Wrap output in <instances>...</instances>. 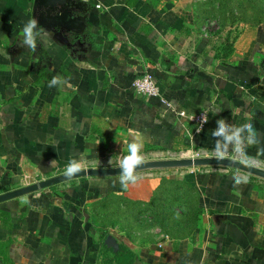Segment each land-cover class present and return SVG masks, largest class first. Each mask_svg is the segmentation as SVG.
I'll return each instance as SVG.
<instances>
[{"label":"crops","instance_id":"obj_1","mask_svg":"<svg viewBox=\"0 0 264 264\" xmlns=\"http://www.w3.org/2000/svg\"><path fill=\"white\" fill-rule=\"evenodd\" d=\"M82 1L76 30L36 27L28 47L34 0H0V194L74 161L264 162V24L208 31L203 0ZM147 72L161 96L134 90ZM179 108L208 110L206 128ZM183 168L138 171L127 186L122 175L74 178L0 202V264H264V178Z\"/></svg>","mask_w":264,"mask_h":264},{"label":"water","instance_id":"obj_2","mask_svg":"<svg viewBox=\"0 0 264 264\" xmlns=\"http://www.w3.org/2000/svg\"><path fill=\"white\" fill-rule=\"evenodd\" d=\"M82 5H84L82 0H34L33 16L37 22V27L44 26L48 29H54L58 34H60L63 30L70 31L77 29V26L80 23V14H78L77 10L81 9ZM126 165L127 169L131 173L157 168L222 166L234 168L242 172L264 178L263 167L224 155L151 159L129 163ZM122 166L123 165L115 167H85L81 168V171L78 174H74L72 177H66L65 172H63L16 189L3 192L0 194V202L16 198L27 193L35 192L40 189H45L74 178L123 175Z\"/></svg>","mask_w":264,"mask_h":264},{"label":"rangeland","instance_id":"obj_3","mask_svg":"<svg viewBox=\"0 0 264 264\" xmlns=\"http://www.w3.org/2000/svg\"><path fill=\"white\" fill-rule=\"evenodd\" d=\"M224 5H225V8H224L225 18L222 17L223 8L221 9V5L219 6L218 2L214 0L213 1L211 0L202 1L201 10H202L203 15H201V18L203 22H205L204 24L205 29H207L208 31L214 32V31L223 30L226 26H229L232 22H234V24L247 23L248 21L244 20L243 18L248 19L249 21H256V19L260 17V18H263L261 24H264V0H243V1L241 0H233V1L230 0L229 1L228 0L227 2L224 3ZM242 9H244L246 13L242 14L241 13ZM231 12H235V14L232 13V15H229V13ZM236 15H238V18L235 17ZM228 35L232 36L231 33H229ZM183 153L179 154L180 156L178 157H181V158L182 157H194V156L196 157V156L201 155L199 152H196V153L192 152V154L188 152L186 154H183ZM169 158H175V157L162 156V157L155 158V159H169ZM147 160H151V159H147ZM141 161H144V160H141ZM120 165H123V164H120ZM213 167H217V166H213ZM218 167H222V166H218ZM188 168H194V167H184L183 169H188ZM223 168H227V167H223ZM146 170L154 171V169H146ZM143 172H148V171H143Z\"/></svg>","mask_w":264,"mask_h":264},{"label":"built area","instance_id":"obj_4","mask_svg":"<svg viewBox=\"0 0 264 264\" xmlns=\"http://www.w3.org/2000/svg\"><path fill=\"white\" fill-rule=\"evenodd\" d=\"M98 7H102L101 4L97 5ZM134 90L141 96H161V87L157 82L155 76L151 73H143L138 75L133 82ZM179 116L188 119L195 126V131L201 132L203 131L208 124V110L202 109L198 111H190L187 108H179L177 110ZM200 156H214L216 154H207L204 152H200ZM195 157V156H194ZM231 157V156H229ZM236 158V157H233ZM245 162L254 164L256 166H260L264 168V162L258 159H243Z\"/></svg>","mask_w":264,"mask_h":264},{"label":"clouds","instance_id":"obj_5","mask_svg":"<svg viewBox=\"0 0 264 264\" xmlns=\"http://www.w3.org/2000/svg\"><path fill=\"white\" fill-rule=\"evenodd\" d=\"M37 27V22L35 20H30L26 26L23 29L24 35H25V39H24V44L25 46L28 47H35V43H34V39H33V29H35ZM57 78H53L51 81V85L53 86L55 84H57ZM133 151H135V146H132ZM56 162L50 161L49 164L50 165H54ZM81 171L80 165L78 162H72L69 164V166H67L66 170H65V176L66 177H72L74 174H78ZM122 171H123V175L121 177V182L127 186V183L131 182V183H135L136 182V177L127 169V165L126 163L122 166Z\"/></svg>","mask_w":264,"mask_h":264},{"label":"trees","instance_id":"obj_6","mask_svg":"<svg viewBox=\"0 0 264 264\" xmlns=\"http://www.w3.org/2000/svg\"><path fill=\"white\" fill-rule=\"evenodd\" d=\"M211 1H213V0H211ZM214 1L218 2L219 6L221 5V9L223 8L222 9V17L225 18V14H224L225 5H224V3L227 2L228 0H214ZM231 1H233V0H231ZM241 1H243V0H241ZM232 13L235 14V12H231V13H229V15H232ZM241 13L243 14V13H246V12H245L244 9H242ZM235 17L238 18V15H236ZM243 19L248 21L247 23H250V24H261L263 18L258 17L256 19V21H249L248 19H245V18H243ZM232 24H234V22H232Z\"/></svg>","mask_w":264,"mask_h":264}]
</instances>
